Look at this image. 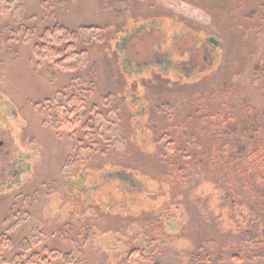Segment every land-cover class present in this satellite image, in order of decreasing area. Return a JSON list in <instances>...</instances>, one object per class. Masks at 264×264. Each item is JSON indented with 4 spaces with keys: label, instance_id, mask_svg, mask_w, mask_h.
<instances>
[{
    "label": "rangeland",
    "instance_id": "rangeland-1",
    "mask_svg": "<svg viewBox=\"0 0 264 264\" xmlns=\"http://www.w3.org/2000/svg\"><path fill=\"white\" fill-rule=\"evenodd\" d=\"M50 2L0 0V264H264V0ZM80 80L89 139L41 110Z\"/></svg>",
    "mask_w": 264,
    "mask_h": 264
},
{
    "label": "trees",
    "instance_id": "trees-1",
    "mask_svg": "<svg viewBox=\"0 0 264 264\" xmlns=\"http://www.w3.org/2000/svg\"><path fill=\"white\" fill-rule=\"evenodd\" d=\"M53 2L58 5L63 4V0H52L50 3L53 4ZM44 32L40 44L35 49L39 62L46 61L61 72H69L81 68L83 64L81 58L84 52H77V44L83 42V40L76 33H69L68 30L63 28L49 29ZM86 37L83 44L93 42L94 39L91 35ZM101 39H104V37L101 36ZM77 84L81 86L80 89ZM77 84L71 88L73 91L72 96L61 95V97L52 102L47 101L41 110L49 118L55 129L76 134L77 129L81 128L86 133L87 139H89L100 133L96 131L99 121L96 113L93 110L88 111L85 105L89 95V92L85 90L86 84L81 80ZM90 88L94 90L95 86L90 84ZM89 113L96 118L90 117ZM256 157L257 154L253 153L252 159L254 158L255 161H258ZM248 238H251L250 235H248ZM0 247H4L3 242H0ZM32 249V245L26 242L15 259L5 262V264H54V260L64 256L62 253H57L50 249L45 250V255L43 256L39 253L34 254ZM64 260L66 259L64 258ZM65 262L66 264L74 263L72 259ZM193 264H197L195 260Z\"/></svg>",
    "mask_w": 264,
    "mask_h": 264
},
{
    "label": "water",
    "instance_id": "water-1",
    "mask_svg": "<svg viewBox=\"0 0 264 264\" xmlns=\"http://www.w3.org/2000/svg\"><path fill=\"white\" fill-rule=\"evenodd\" d=\"M210 42H211L212 44H214L215 46H217V45H218L217 41H215L213 38H212V39H210Z\"/></svg>",
    "mask_w": 264,
    "mask_h": 264
}]
</instances>
